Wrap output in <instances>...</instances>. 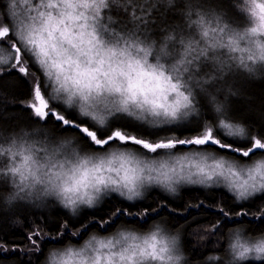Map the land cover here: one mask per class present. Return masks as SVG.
<instances>
[{"label":"snow or ice","instance_id":"obj_1","mask_svg":"<svg viewBox=\"0 0 264 264\" xmlns=\"http://www.w3.org/2000/svg\"><path fill=\"white\" fill-rule=\"evenodd\" d=\"M159 6L180 10L183 23L153 38L141 25L153 23ZM4 7L0 77L27 78L30 66L41 71L46 81L36 77L20 103L38 122L75 129L100 150L27 132L0 136V187L12 189L0 191L6 204L54 196L76 212L108 193L135 201L151 186L175 193L181 184L223 186L241 203L264 200V132L237 122L210 90L229 73L264 74V0H232L233 16L199 0H8ZM113 9L134 27L118 30ZM208 105L211 119L204 117ZM235 215L262 219L264 204ZM27 239L30 251H40V230ZM8 251L0 241V252ZM45 264L187 262L177 237L156 225L52 249ZM204 264H264V234L236 230L228 259L209 254Z\"/></svg>","mask_w":264,"mask_h":264},{"label":"trees","instance_id":"obj_2","mask_svg":"<svg viewBox=\"0 0 264 264\" xmlns=\"http://www.w3.org/2000/svg\"><path fill=\"white\" fill-rule=\"evenodd\" d=\"M7 2L0 0V12L5 11ZM199 3L229 16L235 14V10L230 7L232 0H199ZM112 14L116 21L114 26L118 30H131L134 27L126 13L113 9ZM150 19L153 23L141 25V30L147 27L148 34L153 38H158L161 30L169 25L183 23L180 10L173 11L162 6L153 9ZM33 72L34 76L31 75ZM36 77H40L43 83L42 73L31 66L27 78L15 72H6L0 77V136L9 137L27 132L37 140L70 139L74 146L83 151H100L82 140L75 129L61 128L51 120L38 122L31 110L20 103L28 97L31 82ZM229 89L236 95H232ZM210 90L218 100L226 104L229 115L237 122L264 132V74L250 76L242 72L229 73L218 82L217 87ZM214 116L211 105H208L204 117L211 119ZM0 191L11 192L12 189L0 187ZM5 198L0 196V241L9 246V251L0 252V264H45L52 249L82 246L93 235L111 237L118 231L145 234L156 225L178 238L179 248L187 264H204L209 254H216L225 261L228 259L232 232L242 230L251 236L264 234V218L235 215L242 207L255 212L264 204V200L257 198L252 202H237L223 186L181 184L175 193L151 186L135 201H128L117 193H108L97 206H83L75 213L64 207L54 196L30 198L10 205L4 202ZM221 207L233 215L225 217L219 211ZM117 209L121 213L127 209L133 214L116 215ZM63 223L67 224L66 228L61 227ZM213 224L218 225L215 231L211 230ZM34 229L40 230L43 237L38 252L30 251L34 246L27 239ZM13 245L19 246L18 250L12 251Z\"/></svg>","mask_w":264,"mask_h":264},{"label":"rangeland","instance_id":"obj_3","mask_svg":"<svg viewBox=\"0 0 264 264\" xmlns=\"http://www.w3.org/2000/svg\"><path fill=\"white\" fill-rule=\"evenodd\" d=\"M41 72V71H40ZM42 73V72H41ZM42 78H43V82H45L46 81V77H43V75H42ZM54 104H56V102H53ZM68 111H75L74 109H68ZM103 197V196H102ZM61 203V202H60ZM62 204V203H61ZM84 205H81L79 208H81V207H83ZM78 208V209H79ZM67 209H69V208H67ZM78 209H77V211H78ZM69 210H71V209H69ZM72 211V210H71ZM75 213V212H74ZM178 239V238H177ZM178 246H180L179 245V240H178Z\"/></svg>","mask_w":264,"mask_h":264}]
</instances>
